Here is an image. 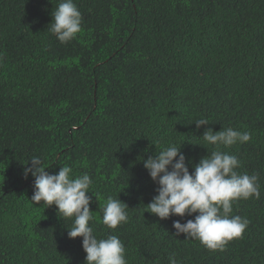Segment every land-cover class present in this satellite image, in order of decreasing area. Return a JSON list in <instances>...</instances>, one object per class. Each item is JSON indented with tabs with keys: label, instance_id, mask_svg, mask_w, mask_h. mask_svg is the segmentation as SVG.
<instances>
[{
	"label": "trees",
	"instance_id": "obj_1",
	"mask_svg": "<svg viewBox=\"0 0 264 264\" xmlns=\"http://www.w3.org/2000/svg\"><path fill=\"white\" fill-rule=\"evenodd\" d=\"M60 2L0 0V264H85L72 220L30 201L33 156L90 175V226L119 237L127 264H264V0H74L82 31L66 44L49 31ZM209 127L251 133L220 150L260 185L233 203L248 225L222 251L174 234L195 214L144 212L158 185L143 160L181 146L192 172L214 150ZM108 196L129 206L114 230L100 223Z\"/></svg>",
	"mask_w": 264,
	"mask_h": 264
},
{
	"label": "clouds",
	"instance_id": "obj_2",
	"mask_svg": "<svg viewBox=\"0 0 264 264\" xmlns=\"http://www.w3.org/2000/svg\"><path fill=\"white\" fill-rule=\"evenodd\" d=\"M52 21L49 31L56 39L66 44L77 37L82 31V16L74 0H61L51 12ZM199 129L209 124L207 119L194 121ZM202 139L207 148L214 150L194 165L190 172L186 158L180 147L169 145L143 160L151 179L158 185L156 195L146 204L144 212H149L160 219L172 215L184 217L193 216L181 223L173 222L175 235L185 234L186 238L198 240L211 251L223 250L226 244L242 235L248 225V220L239 215L232 216L235 201L255 197L260 198L258 174H239L237 156L220 150L221 146L246 143L251 139V133L237 131L231 127L213 131L207 128ZM201 145V144H200ZM208 149V148H207ZM24 176L34 177L31 202L41 204L44 208L55 205L58 217L71 219L68 227L69 238L82 237V247L86 253L85 264H127L125 247L116 235L98 238L94 234L90 222L93 221V211L90 210L92 197L86 193L92 179L84 173L72 178V168L60 167L56 173L45 171L42 160L38 156L31 157L25 164ZM96 200L99 198L95 195ZM129 206L120 199L108 196L102 205V223L107 229H116L122 223H127ZM169 264H178L175 254L169 256Z\"/></svg>",
	"mask_w": 264,
	"mask_h": 264
}]
</instances>
